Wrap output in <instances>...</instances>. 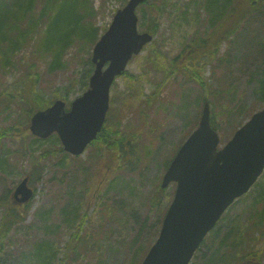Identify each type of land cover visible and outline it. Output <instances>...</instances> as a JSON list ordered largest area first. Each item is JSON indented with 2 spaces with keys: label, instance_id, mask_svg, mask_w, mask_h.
Segmentation results:
<instances>
[{
  "label": "rangeland",
  "instance_id": "obj_1",
  "mask_svg": "<svg viewBox=\"0 0 264 264\" xmlns=\"http://www.w3.org/2000/svg\"><path fill=\"white\" fill-rule=\"evenodd\" d=\"M126 2L127 0H90L95 10L92 22L100 34L108 27L116 10ZM195 3L196 0L175 1L178 9L173 8L163 14L152 41L128 63L123 75L116 78L110 89V102L114 101L112 106H115V111L118 110V117H122L119 127H122L123 133V128L133 131L139 124L138 116L129 112L131 108L125 100L130 92L127 89L130 82L138 84L140 90L135 98H139L142 104L149 103L155 94L160 97L161 105L154 106L155 111L150 114L145 129H141L139 144L148 147V155L151 156L148 160L145 157L146 162L141 163V174L120 168L110 171L108 167L112 161L111 153L96 143L88 146L79 156H64L59 153L39 158V152L45 145L54 142L53 145L58 146L59 142H47L48 138L39 140L33 135L38 139L26 137L23 141L12 137L16 112H11L10 118L0 116V128L5 133L1 137L0 148L8 156L4 182H0V196L4 194L5 188H15L19 180L35 165L33 162L37 158L40 160L37 179L31 180L35 194L27 203L26 216L10 229L7 236L0 234V264H140L156 237L149 222L157 215L158 210L161 215L166 203H170L175 184H170L160 194L156 210L149 211V197L156 191V185L160 186L165 171L162 165L164 160L171 156L174 148L198 122L201 106L195 105L194 98L206 93L201 84L205 81L217 83L228 67L236 85V97L243 104L242 112L239 109L231 114L220 112L222 106L215 108L220 146L239 125L262 107L264 102H260L253 92L263 68V58L257 57L255 50L251 52V57L245 53L246 58L242 60L243 47L231 50L228 41H223L219 52L214 48L212 61L206 63L201 70L200 80H194L189 70H171V73L165 74L169 60L176 56L182 57L181 54L185 52L192 36L196 32L205 36L209 30L207 17L201 9L197 11ZM182 12L187 13L188 19L181 18ZM196 12H199L198 20L193 15ZM137 17V29L143 32L146 20L141 16L140 7L137 9ZM178 21L181 22L180 25L177 24ZM257 22L258 19L251 17L252 25L248 30L250 36L259 30ZM91 50L92 46L88 41L84 45L75 43L65 53L60 69H48L46 63L42 64L40 87L48 98L54 96V88L62 84H72L76 88L68 103L81 93L77 89L80 73L83 71L84 60L88 55L91 56ZM224 55L229 57V61L224 60ZM227 74L230 75V72ZM214 75L219 77L212 78ZM13 79L14 76H8V82ZM157 80L165 83L162 90L155 84ZM215 86L216 84L213 85ZM125 120L127 122L123 124ZM155 137L159 140L156 141ZM93 161L95 163L92 164ZM79 165L89 170L83 171ZM90 173L92 174L88 179ZM260 179L257 190L264 186V177ZM111 180H115L114 187L107 189ZM117 182H122L123 186L116 184ZM126 184L133 187L134 191L131 192ZM255 189V186L252 187L242 200L233 205L226 219L218 226L217 237L210 235L206 238L191 264H202L206 258H211L213 250L232 227L237 232L235 235L245 234L246 238L243 243L239 240V246L234 249L235 235H230L226 244L228 251H238L239 255H243L249 250L258 249L259 257H262L260 263L264 264V237L260 233L263 227L254 224L257 219L252 216L248 207ZM84 201L82 208H73ZM3 211V207H0V218ZM147 215L149 221L146 226L141 227V222ZM82 235L85 236L84 239H80ZM130 242H133L131 249ZM35 244L46 248L42 251L43 260L33 255ZM135 250L137 252L134 254Z\"/></svg>",
  "mask_w": 264,
  "mask_h": 264
},
{
  "label": "trees",
  "instance_id": "obj_2",
  "mask_svg": "<svg viewBox=\"0 0 264 264\" xmlns=\"http://www.w3.org/2000/svg\"><path fill=\"white\" fill-rule=\"evenodd\" d=\"M175 1L157 0L153 2L151 0H145L139 6L141 16L146 20L144 23L146 25H144L145 30L153 35L156 34V31L160 27L163 14L170 9H178ZM195 5L197 11L201 9L205 17H207L206 23L209 26V30L205 36H201L196 32V35H193L189 40L185 52H182V57L176 56L174 59L171 58L172 60H169L166 67L167 70H164L165 74H168V72L171 73V70H189L194 80H200L199 74L201 70L214 57V48L216 52H219L221 43L228 41V46L231 50L236 47H243L241 48V52L243 53L242 60L248 55L251 57V52H254V50L257 53V57L263 58L261 61L263 68L260 71L253 92L259 98L260 102H264V0H196ZM193 15L198 20L199 12L193 13ZM94 16L95 10L90 0H0V116L10 118L11 112H16L12 137H17L23 141L26 137H33L29 133L28 128L32 114L37 110L47 107L53 98L69 100L72 96L76 90L72 84L58 85L54 88V96L50 98L46 96L40 87L42 64L46 63L48 69H60L64 63L65 53L73 44L81 43L84 45L88 41L93 46L100 36V32H98V29L95 28L92 22ZM253 16L258 19L257 28L259 30L250 36L248 30L251 29V17ZM181 18L183 20L188 19L187 13L182 12ZM177 24L180 25L181 22L178 21ZM245 53L246 56H244ZM223 58L229 61L227 55H224ZM151 62L155 63L154 60H151ZM92 70L93 63L90 60V55H88L84 60L83 71L80 73V80L77 86L78 92H82L87 88V81ZM227 72H230V75ZM9 75L14 76V79L10 82H8ZM220 76L222 77L218 79L217 83H214V81H205L202 83L201 86L205 89L206 93L194 98L196 106H201L203 100L209 102L211 106V124L217 130L219 126L216 123V116L214 114L216 107L220 108L222 106L220 112L225 111L227 114H231L232 111L239 109H241V112L243 111V104H241L242 102L235 94L236 85L233 82L231 69L226 67L224 73ZM217 77L219 75H214L212 78ZM155 84L157 87H161V90L165 87V83L159 82L158 80ZM215 84L216 86L213 87ZM127 89L130 92L127 93L125 100L131 108L129 112L132 115L135 114L138 116L139 124H137L136 129L131 131V129L123 128L126 132L123 133L122 127H119L122 117L119 118L118 110H114L115 106H112L113 101V103L111 102L102 130L89 146H94L96 143L99 147L110 151L112 160L108 167L110 171H115L120 168L136 174L140 172L141 165L146 162V159L148 160L151 157L148 155L150 153L149 148L139 144L142 137L141 129L143 127L145 129L150 114L155 111L154 106L156 104L160 106L161 104L159 103L160 97L156 94L153 95L149 103L144 104L141 103L139 98H135L140 90L138 84L136 85L130 82L127 85ZM136 101H138L137 106ZM123 103L125 102L123 101ZM126 122L125 120L123 124ZM4 135L3 129L0 128V140ZM47 140V142H53V140L59 142L56 134L50 135ZM155 140L158 141L159 139L155 137ZM53 143H48V145H45L40 150L39 158L49 154L57 155L62 153L64 156L69 155L62 149L60 142L57 144L58 146L53 145ZM53 149L55 150L53 151ZM141 150H143V153ZM174 152L173 150L171 155ZM23 154L25 155V152ZM171 157L164 160L162 164L164 169L170 162ZM7 159V153L3 148H0L1 183L4 182V171L8 167ZM101 159L102 157H100ZM39 161L37 158L33 162L35 165L26 174L29 178L31 177V180L37 179V165ZM79 166L83 171L87 172L89 170L87 167ZM91 174H89L88 179ZM114 183L115 180L109 181L107 189H112ZM116 184L123 186L122 182H117ZM126 187L131 192L134 191V188L130 185L126 184ZM255 187L256 189L253 191V196L249 200L248 207L250 209L249 212L257 219L254 224L261 226V228L263 227L260 233L264 237V186L257 190L259 187V183H257ZM164 191L165 189H161L159 185H156V191L149 197V211L156 210L161 198L160 194ZM12 192L13 189L5 188L4 194L0 196V207H3L4 210L0 218V234L3 236H7L10 229L18 222L23 221L28 210V204L21 205L14 202ZM84 205L85 201L81 204L74 205L73 208L78 207L79 209ZM167 205L166 203V207L163 209V212L161 211V215H159L158 210L157 215L149 222V227L155 230L154 236L158 234ZM233 207L231 206L223 215L220 223L210 232V235L217 237L218 226L226 219ZM79 218L78 216L77 221L80 220ZM148 221L149 218L147 215L143 218L141 227L146 226V222ZM81 223L80 225H82ZM236 233L235 228L232 227L222 237L218 247L213 250L211 258H206L202 264H235L245 260L260 262L262 257H259L258 249L249 250L243 255H239L238 251H228L226 246L230 239L228 237ZM84 237L82 235L80 239H84ZM245 238V234L241 235L239 233V235H235L233 238L234 249L239 246V240L243 243ZM154 239L155 237L153 241ZM204 242L196 251L194 258L197 257ZM132 245L133 242H130V249ZM43 249L45 250L46 248L41 244H35L33 246V255L37 259L43 260ZM137 250L134 251V254Z\"/></svg>",
  "mask_w": 264,
  "mask_h": 264
},
{
  "label": "water",
  "instance_id": "obj_3",
  "mask_svg": "<svg viewBox=\"0 0 264 264\" xmlns=\"http://www.w3.org/2000/svg\"><path fill=\"white\" fill-rule=\"evenodd\" d=\"M144 0H128L116 11L107 30L92 50L94 70L88 88L72 100H55L36 112L29 129L46 137L56 132L63 148L82 152L101 130L109 105V89L128 61L152 39L138 32L136 8ZM219 137L210 126L209 103H203L197 127L181 144L161 186L175 182L174 196L163 217L159 234L141 264H189L207 232L235 198L247 192L264 168V107L235 131L218 149ZM32 195L24 178L15 188L20 203ZM240 264H257L243 262Z\"/></svg>",
  "mask_w": 264,
  "mask_h": 264
}]
</instances>
